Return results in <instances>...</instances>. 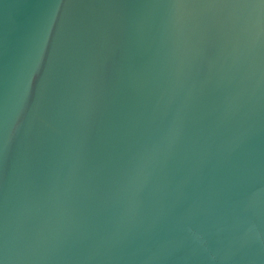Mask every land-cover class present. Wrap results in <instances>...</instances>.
Returning a JSON list of instances; mask_svg holds the SVG:
<instances>
[{"label":"water","instance_id":"1","mask_svg":"<svg viewBox=\"0 0 264 264\" xmlns=\"http://www.w3.org/2000/svg\"><path fill=\"white\" fill-rule=\"evenodd\" d=\"M0 264H264V0H0Z\"/></svg>","mask_w":264,"mask_h":264}]
</instances>
